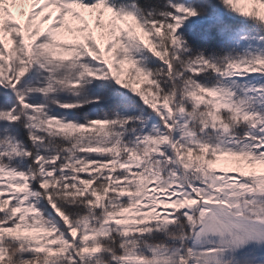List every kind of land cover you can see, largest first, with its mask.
I'll use <instances>...</instances> for the list:
<instances>
[{
    "label": "snow or ice",
    "instance_id": "snow-or-ice-1",
    "mask_svg": "<svg viewBox=\"0 0 264 264\" xmlns=\"http://www.w3.org/2000/svg\"><path fill=\"white\" fill-rule=\"evenodd\" d=\"M0 264H264V0H0Z\"/></svg>",
    "mask_w": 264,
    "mask_h": 264
}]
</instances>
